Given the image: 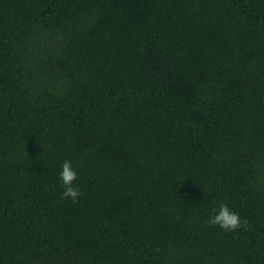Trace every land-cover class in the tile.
<instances>
[{
    "label": "trees",
    "instance_id": "1",
    "mask_svg": "<svg viewBox=\"0 0 264 264\" xmlns=\"http://www.w3.org/2000/svg\"><path fill=\"white\" fill-rule=\"evenodd\" d=\"M0 264H264V0H0Z\"/></svg>",
    "mask_w": 264,
    "mask_h": 264
},
{
    "label": "clouds",
    "instance_id": "2",
    "mask_svg": "<svg viewBox=\"0 0 264 264\" xmlns=\"http://www.w3.org/2000/svg\"><path fill=\"white\" fill-rule=\"evenodd\" d=\"M60 179L62 180L64 191L63 198H71L76 202L81 195L80 189L73 186V182L77 180L78 174L73 170L70 161L65 160L61 165ZM213 215L210 217L208 223L212 226H219L224 231H234L236 229L246 226L247 221H241L238 213L229 208L225 203H221L217 208L212 209Z\"/></svg>",
    "mask_w": 264,
    "mask_h": 264
}]
</instances>
